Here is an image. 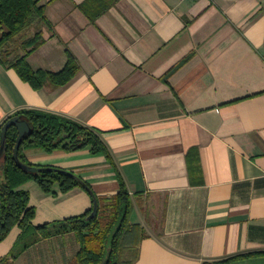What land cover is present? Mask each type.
Segmentation results:
<instances>
[{"label":"crops","instance_id":"0c3cea01","mask_svg":"<svg viewBox=\"0 0 264 264\" xmlns=\"http://www.w3.org/2000/svg\"><path fill=\"white\" fill-rule=\"evenodd\" d=\"M83 1L40 0L47 22L9 44L23 53L20 41L40 26L45 41L27 56L31 67L58 71L70 52L80 70L64 85L35 89L0 63V125L34 108L101 131L131 196L130 221L146 233L131 264L246 252L255 255L228 264H264V0H118L95 21ZM23 152L33 164L73 171L98 198L119 191L103 153ZM193 158L200 168L192 176ZM20 187L35 227L92 206L82 187ZM20 233L15 225L0 241V258ZM37 236L12 264H75L78 232Z\"/></svg>","mask_w":264,"mask_h":264},{"label":"trees","instance_id":"16d2710c","mask_svg":"<svg viewBox=\"0 0 264 264\" xmlns=\"http://www.w3.org/2000/svg\"><path fill=\"white\" fill-rule=\"evenodd\" d=\"M118 0H84L78 7L90 21H95ZM40 0H0V63L8 68H14L18 75L33 88H41L46 83L60 86L68 83L79 72L80 66L70 52L63 68L58 71L33 69L27 61V56L45 41L42 28L39 26L32 35L19 43L23 53L8 50V45L35 23H45V5ZM21 119L31 126V133L24 136L18 148L21 163L36 167L27 170L20 167L14 157V146L17 139V129L10 126L1 146L0 125V241L10 230L18 225L21 233L17 246L11 252L0 258V264H12L21 249L27 248L38 239L37 233L43 236L74 230L79 234L80 249L77 252L75 264H131L137 256V245L146 236L144 229L130 221L132 209L131 196L123 177L116 168L110 151L103 139L101 131L86 126L71 118L49 111L28 108L18 111ZM24 147H42L46 151L57 148L65 151L89 149L93 154L103 153L107 161L115 167L119 181V191L108 197L98 198L90 184L71 170L53 165H40L29 162L23 152ZM194 151L192 148L189 152ZM197 153V151H195ZM197 158L190 161L191 171L199 170ZM28 180H34L45 191H52L56 185L61 192H67L75 187H82L91 196V208L72 218L44 224L35 227L31 224L35 210L29 206V192L20 186ZM94 205L97 215L91 219ZM255 255V252L237 253L216 259L206 260L202 264H228L239 258Z\"/></svg>","mask_w":264,"mask_h":264},{"label":"water","instance_id":"95a60500","mask_svg":"<svg viewBox=\"0 0 264 264\" xmlns=\"http://www.w3.org/2000/svg\"><path fill=\"white\" fill-rule=\"evenodd\" d=\"M10 126H14L18 132L16 143L14 146V152H13V157L16 163L24 169L31 170V171L35 170L36 167L21 163L18 157V148L20 146L21 140L24 136L31 133L32 131L31 126L26 120L21 119L18 115H13L9 117L1 126V146H3L4 144L6 131ZM96 215H97V206L94 205L91 213L88 215V218L91 219L95 217Z\"/></svg>","mask_w":264,"mask_h":264},{"label":"rangeland","instance_id":"374dc122","mask_svg":"<svg viewBox=\"0 0 264 264\" xmlns=\"http://www.w3.org/2000/svg\"><path fill=\"white\" fill-rule=\"evenodd\" d=\"M8 47H9V45H8ZM9 50V49H8ZM10 51H12L13 52V50H10Z\"/></svg>","mask_w":264,"mask_h":264}]
</instances>
